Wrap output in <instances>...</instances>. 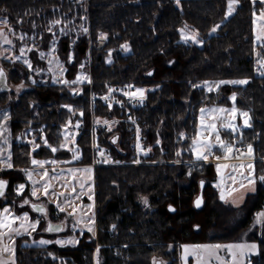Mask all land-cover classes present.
I'll return each mask as SVG.
<instances>
[{
	"label": "trees",
	"instance_id": "trees-1",
	"mask_svg": "<svg viewBox=\"0 0 264 264\" xmlns=\"http://www.w3.org/2000/svg\"><path fill=\"white\" fill-rule=\"evenodd\" d=\"M260 7L251 0H240L233 14L225 19L227 0H180L179 5L176 0H87L76 6L63 0H0V14L8 17L15 34H25L37 50L47 52L54 33L60 39L69 78L85 62L91 79V83L79 86L82 92L74 96L64 85L40 81L33 84L28 79L31 72L21 62L3 61L7 82L23 83L29 88L17 97L13 93L8 96V91L0 94L3 110L9 114L6 123L15 169L2 174L9 181V191L25 182L20 170L28 169L32 158L71 159V154L62 149L52 153L40 140L41 135L58 147L64 140L62 126L69 119L72 124L79 119L89 127L92 118L123 117V111L99 103L91 107L89 103L90 93H105L111 86L132 84L148 90L147 105L136 114L152 148L148 159L158 163L130 164V140L123 124L102 133L100 144L123 165L94 170L96 238L90 239V234L85 232L76 246L17 245L16 264H93L98 245L99 264H152L153 257L167 264H180L182 244L235 243L246 233L245 240L258 245V254L250 257L251 264H264V226L258 225L250 231L255 213L264 210V185H258V190L247 197L242 207L231 208L220 201L213 187L214 164H198L189 176L187 164L173 163L177 159H193L187 149L195 136L199 109L229 107L232 104L229 96L235 92L236 106L249 112L252 126L235 135L221 131V137L229 143L241 141L242 137L237 146L252 144L256 174L264 173V77L255 71L252 32V12H259ZM55 19L72 29L68 35L61 36L55 26L53 32L47 31ZM217 24L220 27L209 35ZM185 25L199 33L204 41L202 45L180 40L178 29ZM81 26L88 32L83 33ZM100 33H106L107 39L98 48ZM14 42L19 45L17 39ZM125 42L129 45L128 53L120 47ZM109 50H112L111 63L106 62ZM69 52L78 54L70 65ZM32 59L33 66H37ZM243 78H249L247 85H222L218 92L191 88V84L205 80ZM65 104H72L76 115L62 107ZM79 110L84 111L83 117ZM182 132L185 139L180 138ZM30 137L42 145L31 156L26 142ZM113 137L116 143H112ZM76 145L82 159L73 164L89 166L88 132L76 140ZM178 149L180 157L175 155ZM200 180L206 182L203 189ZM198 195L203 196L204 203L196 210L193 202ZM141 196L148 198V207L141 202ZM4 205L8 204H0V208ZM169 205L175 211H169Z\"/></svg>",
	"mask_w": 264,
	"mask_h": 264
},
{
	"label": "snow or ice",
	"instance_id": "snow-or-ice-1",
	"mask_svg": "<svg viewBox=\"0 0 264 264\" xmlns=\"http://www.w3.org/2000/svg\"><path fill=\"white\" fill-rule=\"evenodd\" d=\"M240 0H227V10L224 13V18L227 19L230 17L233 12L236 10V6L239 4ZM177 5L180 4V0H176ZM259 4L261 7L259 8V14L257 15L256 11L252 12V24H253V53L256 57L255 59V71L261 76L264 77V0H252V4ZM85 19V17H81V20ZM20 23V21H17ZM63 22L60 19H55L50 22V26L47 28L48 32H53V26H59ZM0 24H3L5 28H7L8 32H14V29L10 25V21L7 16L0 19ZM67 24H71V21H68ZM35 28V24H33ZM220 27V24L215 25L209 35L211 33H215L217 29ZM82 32L87 33L88 29L82 27ZM188 28L185 25L183 28L178 29L180 33V40L187 44L191 41L193 44L202 45L203 40L199 37V33L196 31H186ZM72 29L66 30L65 27H60L59 31L61 35H68V32ZM21 41L25 39V34H20L18 37ZM98 39L103 42L107 39L106 33H100ZM56 40L57 37L53 33V39L51 42V47L46 54L43 51L39 52V58L44 59L45 56L52 57L48 59L47 63L49 65L47 71L50 72L51 82L53 84H62L65 87L71 89L73 95H79L82 92L81 88L74 87L75 85H80L87 81L91 83V79L89 76L84 74L83 72H78L74 80H68L66 78H62L64 73L67 71L64 64L60 61L59 57L53 55L56 51ZM0 41L4 44L11 45L12 40L8 38L7 33L3 28H0ZM75 43V41H73ZM257 44L261 51L256 50ZM121 49L125 52H128L129 45L127 42L122 44ZM9 49H4L3 52H0V56H4V52H8ZM19 56H12L11 60L13 62L21 61L24 65L27 66L29 71H35L37 74L43 72V69L36 68L33 69V63L30 59L26 58V49L25 47L20 48ZM27 51H32V48H28ZM111 52L109 50V58L106 62H111ZM8 57H5L7 59ZM73 54L72 52L68 53V63L73 62ZM169 63H172L171 61ZM80 69L85 67L84 63L79 65ZM148 75H152L151 72ZM58 76L61 77L58 79ZM28 79H32L31 76ZM7 76L5 70L0 68V89L6 87ZM32 83L35 84L36 81L32 80ZM249 83V78L243 79H231V80H217V81H202L199 84H191V88L193 89H202L207 93L218 92L222 85H247ZM24 87V84L21 83L17 86L16 91L19 93L20 90ZM132 84L125 85L124 88L121 89H113L112 87H108L107 94L102 96L100 99L104 100L108 104V108L112 109L113 103L112 101L115 99L113 93L115 91H120L124 97L128 98V102H136L139 104H143L146 99V90L143 88H135ZM129 89V90H125ZM206 99L208 97H205ZM236 98L237 93L233 92L231 96H229V100H231L232 106L231 108L218 107V106H202L199 109V123L196 127L195 136L192 138L191 144L189 145V150L193 157L190 161H181L179 159L173 161V163L180 164L185 163L189 166L188 175H192V171L197 167V165L202 166V162H207L209 157L213 156L215 150H219L222 153L221 155L215 156L216 161L215 169L217 173L218 180L213 185V187L219 190V199L225 204H231V206L239 208L241 204L245 202V197L249 193H255L258 190V185H264V173L259 175L256 174V168L253 162V146L252 144H248L246 146V151L237 148L236 143L242 142L233 140L232 143L226 142L221 137V129L230 130L232 133L241 132V125L236 123L237 115L242 119L243 125L242 127H251V117L248 111H242L236 106ZM116 103L120 104L123 108L124 104L116 100ZM62 107L66 108L72 115H76L77 110L73 107L72 104H65ZM80 117L85 115L83 110H79ZM9 120V114L7 112L3 113V118L0 119V140H2L3 144H8L7 137H3L2 134L8 131L7 121ZM128 120H130L133 124H136V120L129 116ZM94 123L96 125H104L107 126L108 131H111L112 125L119 123L118 121H109L107 119L101 120L99 117L94 119ZM72 125L71 119L63 125L62 127L65 129L61 133L63 135L64 140L59 144V146H53L49 143V141L44 137V135L40 136V140L43 141V144L50 148L52 153H56L59 149H67L72 153L71 160L59 161L57 159L51 160H43V159H31V164L34 167L33 170L29 169H21L27 180L31 183V191L30 196L33 198L39 199L40 196L54 198L55 209L58 210L57 215L59 213H64L65 218L60 223H52L48 218L49 210L46 208L43 203H30L29 198H23L22 204L20 208L23 209L24 205H30L31 210L33 212H38L42 214L43 220L47 221L46 226L43 228L44 232L47 233H62L67 229L71 234L65 235L63 238H57L55 240L44 239L41 237L39 240H33V244L36 245H49L55 244L60 247L65 246H76L79 244L80 237L83 236L85 231L90 233V239L95 237V212H94V191L93 185L86 182H80L77 180V175L85 176L88 181L92 180V172L93 169L91 166H85L81 168L69 167L66 170L61 169L59 173L56 172V169L53 168L51 172L45 167L47 164L57 165V164H71L73 161H79L82 159V154L80 148L76 145L77 132L71 131L69 126ZM81 126V120H76L75 125L73 127L75 129H79ZM42 131V130H41ZM93 133H95V128H93ZM180 138L185 139V133H180ZM21 137H16V139H20ZM29 144L32 145V152H35L36 149L41 147L40 144L35 142V138L28 141ZM72 144V147H69V144ZM112 143H116V138L113 137ZM157 144L160 143L159 140L156 141ZM11 145L8 144V148L0 147V169H12V153L9 151ZM93 148L98 152L101 159L99 161L94 160V163H117L120 161H113L108 155H106V150L99 148L95 143V137L93 139ZM135 150L137 154V158L133 159V164H140L141 159L140 156L147 157L149 153L152 151L151 146L145 148L142 146L141 142V129L137 125L136 127V142H135ZM32 152L29 153V156L32 155ZM175 155L177 157L181 156V150H177ZM235 160L239 161V163H220V160ZM247 160V162H245ZM153 163H156L153 161ZM231 169L230 172L225 173L224 170ZM34 175H39L40 180L34 179ZM71 177V181L68 182L65 178ZM65 179V182L61 183L60 186L62 188H71L70 192H56L54 190L53 181H61ZM230 181V183H226ZM205 181L200 180L199 184L201 189L205 186ZM9 181L0 179V197L5 196V189L8 186ZM79 186V192H77L76 185ZM87 189V191H85ZM25 190V184L20 183L16 188L15 192L17 196H20ZM84 195H87V199L90 201L87 205H84L82 202V198ZM141 202L145 207L149 206V200L146 196L140 197ZM76 201H81L80 203H76ZM194 206L196 208H200L204 203V199L202 195H198L194 200ZM67 209H70L68 211ZM169 211H175V209L169 205ZM41 219H30L28 211H21L20 214H16L13 212L11 207L5 206L0 209V264H16V241L14 237L21 235H29L37 232L38 226L41 224ZM254 223L257 225L264 226V210L257 211L255 213ZM18 225V226H17ZM199 228V225H196ZM112 228L115 229L116 225L113 224ZM251 230V229H250ZM79 232V235L77 233ZM7 237V241L5 240ZM171 247V246H170ZM183 249V255L181 257L182 260H187L189 255H193L196 257L197 264H203V256L202 252H206L209 257L215 256L216 260L220 262V264H227V262L219 255L220 250L227 249V252L230 256V264H251V261L248 259L249 255L255 254L258 249V245L256 243H232L227 245L221 244H196L189 245L184 244L181 245ZM99 252L100 247L97 246L94 253V261L95 264H99ZM6 254V255H5ZM49 256H52L53 259H56L52 252L48 253ZM152 264H164L163 261H158L155 257H153Z\"/></svg>",
	"mask_w": 264,
	"mask_h": 264
},
{
	"label": "rangeland",
	"instance_id": "rangeland-1",
	"mask_svg": "<svg viewBox=\"0 0 264 264\" xmlns=\"http://www.w3.org/2000/svg\"><path fill=\"white\" fill-rule=\"evenodd\" d=\"M83 0H80V2H82ZM251 2H252V0H251ZM259 14V12H257V15ZM3 17L1 16V14H0V19H2ZM60 27H65V26H63V25H59V26H55V28H59L60 29ZM0 28H3L4 29V31L7 33V35H8V38L9 39H11L12 40V44L11 45H8V44H4L2 41H0V52H3L4 51V49H9V51L8 52H4V56H0V68H3L4 69V66H3V61H9V62H13L12 60H11V57L12 56H19L20 55V48L21 47H25V49H26V58H28V59H30L31 60V57L33 58L32 60H34L35 61V63L37 64V66L36 65H34L33 66V69H36V68H40V69H43L44 71L43 72H41L40 74H37L34 70L33 71H31V77H32V79L30 80L29 79V81H31L32 82V80H35V81H40V82H49V83H51V84H53L52 82H51V73L50 72H48L47 71V69H48V67H49V65H48V63H47V61H48V59H50V58H52V57H49V56H45V58L44 59H40L39 58V52H40V50H37L36 49V47L34 46V44L32 43V41L30 42V40H27L26 38L23 40V41H21L18 37L20 36L19 34H15L14 32H8L7 31V28H5V26L3 25V24H0ZM59 29H58V32H59V34H60V31H59ZM69 29V28H68ZM67 29V27H66V30H68ZM252 29H253V27H252ZM186 31H193L190 27H188L187 29H186ZM61 36H64V35H61ZM14 39H17L19 42V45H16V43L14 42ZM253 39H254V36H253ZM29 41V42H28ZM28 42V43H27ZM105 43H106V40H104L103 42H101L99 39H98V41H97V47L98 48H100V47H103L104 45H105ZM189 43H192L191 41H189L187 44H189ZM193 44V43H192ZM195 45H198V44H195ZM56 51L53 53V55L54 56H56V57H59V59H60V61L64 64V66H65V62H64V56H63V54H62V46H61V43H60V39H59V37H57V40H56ZM28 48H32V51H27V49ZM256 50L257 51H261V49L259 48V45L257 44V46H256ZM49 51V50H48ZM48 51L47 52H45L46 54L48 53ZM124 53H128V52H125L124 51ZM73 54V57H74V59H73V62L77 59V57H78V54H74V53H72ZM33 55V56H32ZM5 57H8L7 59H5ZM110 59H111V57H110ZM255 59H256V57H255V55H254V62H255ZM112 61V60H111ZM17 62V61H16ZM19 62H21L22 64H23V62H22V60L21 61H19ZM67 62H68V60H67ZM72 62V63H73ZM82 63H84V65H85V67L83 68V69H80V67H78V70H77V72L75 73V76H73L72 78H69V76H68V72L66 71L65 73H64V76L62 77V78H66V79H68V80H74L75 79V77H76V75H77V73L78 72H83L84 74H86L87 76H89L90 77V75H89V68L87 67V64L85 63V62H82ZM107 63H109V62H107ZM111 63V62H110ZM69 65L71 64V63H68ZM81 64V63H80ZM24 65V64H23ZM24 66H26V65H24ZM41 66V67H40ZM27 67V66H26ZM255 67H256V65H255ZM65 68H66V66H65ZM67 69V68H66ZM6 73V72H5ZM256 74L257 75H259L257 72H256ZM6 76H7V78H8V75H7V73H6ZM260 76V75H259ZM61 77H59L58 76V79H60ZM88 82L87 81H85L84 83H82V84H80V85H75L77 88H79V86H81V85H83V84H87ZM7 85H8V87H9V90H8V96H9V93H13V94H15L16 95V97L17 96H19L20 94H22L23 92H25V91H27V90H29V88L24 84V87L20 90V92L18 93L17 91H16V88H17V86L18 85H20V84H17V85H14V84H12V83H10L9 81L7 82ZM54 85H62V84H54ZM242 86V85H241ZM145 90H146V92H148V90L145 88V87H143ZM231 101V100H230ZM89 103H90V105H91V107H93V105H92V103L90 102V97H89ZM231 103H233L232 101H231ZM3 104H1L0 103V119H2L3 118V113H4V110H3V106H2ZM231 106H232V104H231ZM231 106H229V107H225V106H218V107H225V108H231ZM209 107H212V106H209ZM199 115H200V113H199ZM95 118H92V120H94ZM115 121L117 120V121H119L118 119H114ZM109 121H113V120H109ZM198 123H199V116H198ZM197 123V124H198ZM236 123L238 124V125H241V130H243V129H246L245 127H242V125H243V121H242V119L239 117V115H237V119H236ZM75 124V122L72 124V125H70L69 126V129L72 131V128H73V125ZM248 128V127H247ZM63 131H65V129L63 130ZM221 131H228L229 133H231L232 135H235V134H237V133H239V132H237V133H232L230 130H224V129H221ZM2 136L3 137H7V139H8V144H11V137H10V133H9V129H8V131L7 132H4L3 134H2ZM64 138V137H63ZM33 139V137L31 138H27L26 139V142L28 143V141H30V140H32ZM223 139V138H222ZM226 142H228V140L225 138L224 139ZM229 143V142H228ZM8 144H3L2 143V140H0V147H4V148H8ZM238 144H236V146H237ZM28 146H29V148H30V151L32 152V145L31 144H29L28 143ZM42 146V145H41ZM241 148H242V150H244V151H246L247 149H246V146H243V145H239ZM69 147H72V144L70 143L69 144ZM41 149V147L39 148V150ZM36 150H38V149H36ZM62 150H64V151H66V152H69L67 149H62ZM9 151H10V149H9ZM70 154H71V156H72V153L71 152H69ZM218 155H221L222 156V153L219 151V150H215L214 151V154H213V156H211V157H209V160L207 161V163H212V164H214V167H215V164L218 162V161H216V159H215V156H218ZM49 160V159H48ZM71 160V159H70ZM59 161H61V160H59ZM62 161H65L64 159L62 160ZM255 160L253 159V162H254ZM74 162H76V161H73L71 164H63V163H61V164H57V165H52V164H47V165H45V167L49 170V172H51V170L53 169V168H55L56 169V172L57 173H59L60 171H61V169H64V170H66L67 168H69V167H75V168H81V167H85V166H75L73 163ZM220 163H229V164H233V163H239V161H235V160H228V161H225V160H220L219 161ZM245 162H247V160L245 161ZM153 163V162H152ZM153 164H158V163H153ZM91 165V164H90ZM89 165V166H90ZM34 167L35 166H33V165H31L28 169L29 170H33L34 169ZM93 169V168H92ZM14 171L15 169H6V168H4V169H0V179H4V180H6L4 177H2V174H3V172L4 171ZM94 170L95 169H93V172H92V180L91 181H88L87 179H86V177L85 176H80L79 174L77 175V180L78 181H80V182H86V183H90V184H92L93 185V191H94ZM225 171V173H227V172H230L231 171V169H226V170H224ZM215 172H216V169H215ZM24 174V173H23ZM24 178H25V182H24V184H25V190H24V192L23 193H21V195L20 196H17L16 195V192H15V188L18 186H16L15 188L13 187L12 188V192L11 191H9V185L6 187L7 188V190H5V196L4 197H0V204H8V205H4V206H2L0 209H2L3 207H5V206H8V207H11L12 209H13V212L14 213H16V214H20L21 213V211H28L29 212V216H30V219H41V224L38 226V230H37V232H34V233H32V235L31 236H29V235H27V234H25V235H21V236H16V237H14V239H15V241H16V245L15 246H17V245H21V246H48V245H36V244H33V240H39L41 237H43L44 239H50V240H55V239H57L58 237L59 238H63L66 234L67 235H70L71 233L66 229L65 230V232H62V233H52L51 235H49V234H47L46 232H44L43 231V228L46 226V223H47V221H45V220H43V218H42V214H38V213H35V212H33L32 210H31V208H30V205H24L23 206V209H21L20 208V205L22 204V199L23 198H29V200H30V203H43V204H45V206H46V208L49 210V216H48V218L51 220V222L52 223H54V224H56V223H60L61 221H63L64 220V218H65V214L64 213H59V215H57V213H58V210L57 209H55V203H54V198H52L51 196H49V197H44V196H40L39 197V199H37V198H33V197H31L30 196V191H31V187H32V185H31V183L27 180V177L25 176V174H24ZM34 179H36V180H40V176L39 175H34ZM68 182H70L71 181V177H66L65 178ZM65 179H62L61 181H53L52 183H53V185H54V190L56 191V192H61V191H64V192H70L71 191V188L69 187V188H67V189H65V188H62L61 186H60V184L61 183H63V182H65ZM218 180V177H217V173H216V181ZM226 183H230V181H227L226 180ZM76 187H77V192H79V186H78V184L76 185ZM217 189V188H216ZM85 191H87V189L85 190ZM217 191H218V195H219V190L217 189ZM253 193H249V194H247L246 195V197H245V201H246V199H247V197L249 196V195H252ZM94 201H95V198H94ZM81 201H76V203H80ZM82 202H83V204L84 205H87L88 203H90V201L87 199V195H84L83 196V198H82ZM224 205H226V206H229V207H231V208H236V207H233V206H231V204H225L224 202H222ZM245 203V202H244ZM244 203L243 204H241L240 205V207H242L243 205H244ZM239 207V208H240ZM68 211H70V209H67ZM94 212H95V204H94ZM96 215V214H95ZM96 221V220H95ZM18 226V225H17ZM256 226H258L257 224H255L254 222H253V225L251 226V230L250 231H252L253 229H254V227H256ZM260 226V225H259ZM96 223H95V234H96ZM86 232V231H85ZM87 233V232H86ZM90 234V233H89ZM77 235H79V232L77 233ZM246 235H247V233L246 234H244L243 236H242V238H241V240L240 241H238V242H235V243H250V242H247L246 240H245V237H246ZM90 236H91V234H90ZM5 240L7 241V237H5ZM199 244H207V243H199ZM215 244H221V245H227V244H232V243H224V244H222V243H215ZM50 245V244H49ZM182 245H184V244H182ZM189 245H196V244H189ZM57 246H59V245H57ZM60 247V246H59ZM66 247V246H65ZM170 249V248H169ZM258 254V249H257V252L255 253V254H251V255H249V257H248V259L250 260V257H252V256H255V255H257ZM6 255V254H5ZM182 255H183V249H182V247L180 246V253H179V256H180V264H197V260H196V257L195 256H193V255H189L188 257H187V260L185 261V260H182L181 259V257H182ZM201 255L203 256V264H220V262L218 261V260H216V258H215V256H212L211 258L209 257V255L206 253V252H202L201 253ZM219 255L222 257V258H224V260L227 262V264H230V256H229V254H228V252H227V249H222V250H220V252H219ZM164 262V261H163ZM93 264H95V261H93ZM164 264H167L166 262H164Z\"/></svg>",
	"mask_w": 264,
	"mask_h": 264
},
{
	"label": "built area",
	"instance_id": "built-area-1",
	"mask_svg": "<svg viewBox=\"0 0 264 264\" xmlns=\"http://www.w3.org/2000/svg\"><path fill=\"white\" fill-rule=\"evenodd\" d=\"M63 1L67 5L76 6V5L85 4V2L87 0H83L82 2H80V0H63ZM124 86L125 85H122V86H111V87L113 89H121V88H124ZM135 88H143V87L142 86H134V88L131 89V90H134ZM125 90H129V89H125ZM107 91H108V89H107ZM107 91L105 93H90V102L92 103V105L94 106V104L99 103L102 106L108 108L107 102H105L104 100L100 99L102 96L107 94ZM145 94H146V99H145L144 103L143 104H139V103H136V102L129 103L128 102V98L124 97L123 94L120 91H115L113 93V96L115 97V99L112 101V103H113L112 109L123 111L124 115H123V117L121 119H118L119 123H116V124L112 125L111 131H113L118 126V124H123L124 125L125 131L128 134V137H129V140H130L129 141V145H128V150L131 153L130 154L131 155L130 156L131 157V163L130 164L133 165V166L154 165L152 163V161H150L148 159L150 153H149V155L147 157H144L142 155L140 156V159H141V163L140 164H133L132 163L133 159L137 158V154H136V150H135L136 127H137V125L141 129L142 146L145 147V148L149 147V144L147 142L145 134L143 133V130H142L141 121H140L138 115L136 114L137 110L142 109V108H144L147 105V92ZM74 96H77V95H74ZM116 100L121 101L124 104V107L122 108L120 106V104L116 103L115 102ZM129 116H132L136 120V124H133L130 120H128ZM93 128H95V133H93ZM72 131L78 133L77 134V139L80 138L81 136H83L85 132H88V135H89L90 141H91V165L90 166L93 169H96V168H99V167H117V166L123 165L122 162L118 158H116V157H114L112 155V153L110 152V150L107 147H105V146L100 144L101 134L110 132V131H108L107 126L96 125L94 123V120H92L89 127H87L83 122H81L80 128L77 130V129H75L73 127ZM94 137H95V143L98 145V147L102 148V149H105L106 150V155H108L113 161H120L119 164H117V163L104 164V163H94L93 162L94 160L99 161L101 159V157L98 154V152L93 148V139H94ZM236 147L242 149L240 146H236Z\"/></svg>",
	"mask_w": 264,
	"mask_h": 264
},
{
	"label": "water",
	"instance_id": "water-1",
	"mask_svg": "<svg viewBox=\"0 0 264 264\" xmlns=\"http://www.w3.org/2000/svg\"><path fill=\"white\" fill-rule=\"evenodd\" d=\"M9 90V87H8V85H7V81H6V87H4V88H2V89H0V94L1 93H3V92H7ZM193 205H194V203H193ZM201 207H202V205H201ZM200 207V208H201ZM31 208V207H30ZM194 208L196 209V210H199L200 208H196L195 206H194ZM35 213H38V212H35ZM38 214H41V213H38ZM47 233V232H46ZM49 234H52V233H49Z\"/></svg>",
	"mask_w": 264,
	"mask_h": 264
},
{
	"label": "crops",
	"instance_id": "crops-1",
	"mask_svg": "<svg viewBox=\"0 0 264 264\" xmlns=\"http://www.w3.org/2000/svg\"><path fill=\"white\" fill-rule=\"evenodd\" d=\"M202 163H207V162H202ZM96 230H97V228H96ZM96 235H97V231H96V234H95V237L94 238H96Z\"/></svg>",
	"mask_w": 264,
	"mask_h": 264
}]
</instances>
